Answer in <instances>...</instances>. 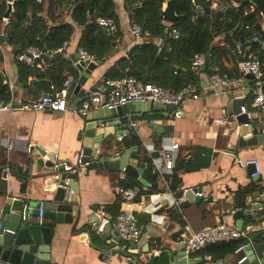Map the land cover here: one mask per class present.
I'll return each mask as SVG.
<instances>
[{"label": "crops", "instance_id": "crops-1", "mask_svg": "<svg viewBox=\"0 0 264 264\" xmlns=\"http://www.w3.org/2000/svg\"><path fill=\"white\" fill-rule=\"evenodd\" d=\"M114 1L118 32L117 34L109 32L112 36L117 35L119 41L116 42L113 38L112 48L103 58V63L89 76L84 89L96 85L104 90L105 72L117 59L125 56L134 45L129 31L130 12L125 5V0ZM196 8L195 5V10ZM30 15L33 16L34 11H31ZM40 15L46 18L48 25L71 21L68 7L64 9L60 18L51 20L48 18L45 4L42 13H37V16ZM6 23L3 17L0 26V34L4 37V41L0 43L3 55L0 73L8 84L14 102L18 103L37 95L40 96L52 87L55 89L54 82L58 83L64 75L65 78L68 75L78 78L80 71L70 56L78 53L81 27L74 25V31L66 40L67 44L61 52L54 53V55L49 54L51 56L49 61L44 56V67L39 68L45 72L42 77L37 73H31L25 80L20 78V64L23 62L20 63L21 61L16 58L18 47L7 44L5 41L3 27ZM164 24L169 26L171 23L165 22ZM262 29L264 30V21ZM243 41L249 42L244 38ZM263 41L264 39L259 42L261 49H263ZM214 42L222 45L224 36H217ZM251 45L245 46L241 52L242 42L239 38L237 51L240 57L253 53ZM235 64L236 57L231 55L222 59L220 68L233 71ZM29 68L35 67L29 66ZM207 75L200 73V96L184 101L180 107L179 117L172 116L171 110H166L132 113L122 119L121 128L126 127L124 133L120 134L122 135L121 140H118L117 134L111 135L115 145L111 154L115 153L118 148L137 146L136 150L131 151L130 157L144 169L143 178L146 182H141L122 170L105 169L92 166V164L82 169L77 178L78 190L75 204L78 215L72 219L71 223L54 225L51 241L53 264H136L129 262V257L122 255H101L90 245V239L96 240L92 221L101 219L103 216L101 212L112 218L114 211L112 207L116 203L119 204V210L128 205L135 210L141 234H147L148 225L154 227L155 232L160 230V236H156V233L155 236L148 235L137 247L139 251L145 247H149L153 253L162 251L155 260L156 264L168 262L166 251L171 253L174 261L182 259L180 256L184 247L182 232L202 231L220 222L233 224H239L241 221L247 222L246 216L243 219L233 218V212L239 209L235 201L236 192L252 181H259V184L264 186V142L245 146L240 144L234 115L228 114L226 107L230 98L240 90L215 89L209 85ZM30 80L33 81L29 83ZM40 83H48L49 88L46 84L41 85ZM251 85V77L245 76L242 90L249 91ZM250 99L249 92L245 101L248 107ZM78 105L74 108L67 105L65 111L47 109L0 111V166H2L0 191H3L0 193V205L7 197L20 198L26 205L34 207L40 202H43L46 207L52 200L53 193L58 186L59 171H55L53 166L46 164V156L41 155L34 146L37 145L46 152L54 153L55 160L58 162H76L80 156L81 140L86 123V120L76 112ZM249 111L255 119L264 122V118L261 117L264 110L250 108ZM222 118L224 120L220 121ZM129 125L136 131L135 135L127 129ZM262 131L264 132V129ZM262 131L255 130L254 133ZM130 135L138 137L140 143H129ZM171 141L179 143L173 189L170 187V179L166 178V175L172 171L164 173L163 180L158 182L148 176V162L146 161V157L168 146ZM8 146L10 151H7ZM252 160H256L260 168V174L257 177L252 175L254 171ZM152 170L157 171L155 166ZM116 185H138L140 191L133 199L123 204L115 191ZM189 188H197L202 198L195 201L197 196L193 194L190 201L187 198L188 195L178 194V191ZM252 203L261 205L262 214L256 218L250 216L255 221H248L243 227L252 225L256 233H264V191L255 190L246 193V207L251 206ZM46 222L53 224L49 220ZM104 232L111 236L118 235L111 222L106 225ZM260 239L264 240V236L258 240ZM204 255L208 254L203 250L192 254L187 258L188 263L186 264H207V260L203 258ZM199 258H203L202 263L193 260ZM223 258H216V261H221ZM231 264H237L234 254Z\"/></svg>", "mask_w": 264, "mask_h": 264}, {"label": "trees", "instance_id": "trees-1", "mask_svg": "<svg viewBox=\"0 0 264 264\" xmlns=\"http://www.w3.org/2000/svg\"><path fill=\"white\" fill-rule=\"evenodd\" d=\"M196 10L188 4H181L177 8L179 19L172 25L162 22L161 9L165 0H125V5L130 12V17L141 27L148 29L150 38L144 42L134 44L129 52L117 59L105 72L104 77L115 78L123 75H133L143 81H150L173 90H179L188 83L200 84V73L210 74L215 67L221 72L229 75H238L237 62L241 59L238 50L239 35L242 30L244 39L251 41L253 34L258 32L259 41L264 39L262 22L264 21V0H221L213 5V0H194ZM45 4L47 5L48 18L51 20L60 18L65 8H69L71 21H62L48 25L42 13ZM254 9L246 10L250 5ZM116 4L114 0H13V11L8 22L3 27L5 41L7 44L18 47L16 53L21 52L25 47L34 45L43 51L49 48H57L70 38L74 31V25L81 27L79 47L93 54L97 60H102L112 48L113 35L109 37L103 27L96 23L98 17H112L117 19ZM7 7L6 0H0V26ZM34 11L31 16L30 12ZM176 28L179 32L177 38L171 36V29ZM219 35L224 36L222 45L214 42ZM162 40L159 50L158 42ZM252 54L261 58L264 68V50L258 44L251 45ZM199 52L206 54L209 58V65L205 71L195 72L190 68L191 57ZM54 55V54H53ZM236 57V64L233 71L222 70L221 61L224 57ZM47 61L49 54L44 55ZM247 56V55H246ZM245 56V57H246ZM3 55L0 49V63ZM22 63V62H20ZM21 65V79L27 80L31 73H37L42 77L44 71L39 68H29L25 63ZM65 75L58 83L54 82L55 89L62 87ZM46 82V81H45ZM49 88L48 83H40ZM11 91L5 78L0 74V99L9 100ZM39 95L34 96L37 98ZM24 101V100H23ZM140 143L138 137L130 135L129 143ZM152 153L146 157L148 162V176L156 179L157 171H153L151 164ZM176 163V162H175ZM0 166V175H1ZM175 165L170 174V187L174 188ZM122 183V181H120ZM264 191V186L259 181H252L238 189L236 192V206L245 208V195L248 192ZM3 193V191H0ZM113 216L119 211V204L112 207ZM246 220L255 221L250 216ZM258 222V221H256ZM256 233V232H255ZM253 233L254 240L256 234ZM248 240L245 238L219 242L209 245L203 249L204 253L215 258H223L227 253H234V250Z\"/></svg>", "mask_w": 264, "mask_h": 264}, {"label": "water", "instance_id": "water-1", "mask_svg": "<svg viewBox=\"0 0 264 264\" xmlns=\"http://www.w3.org/2000/svg\"><path fill=\"white\" fill-rule=\"evenodd\" d=\"M12 1L7 0V7L3 17L7 18L12 10ZM181 4H188L195 10L194 0H165L164 6L161 9V17L165 22L173 23L179 19L177 8ZM103 30L112 37L109 30L103 27ZM240 41L242 42L241 52L245 46L249 44H258L260 41L251 40L244 42L242 30L238 31ZM4 41V37L0 34V43ZM162 46V40L158 43L159 49ZM264 49V41L262 42ZM70 58L74 61L75 66L80 71L76 82L70 84L67 89V105L74 108L79 104L80 99L84 96V86L88 82L92 72L103 63L104 59L96 62H87L79 57L78 53L71 55ZM209 58H206L203 71L209 65ZM14 69L16 66L14 65ZM1 74V73H0ZM247 77H251L247 75ZM33 80H30L32 82ZM228 89V88H227ZM73 94V95H71ZM244 98L231 97L226 104L227 113L234 115V119L238 126L240 144L253 145L264 142V122L255 119L250 113L242 112V106L245 105ZM175 107L172 104H163L159 101L132 102L117 107H100L93 109L83 118L86 120L83 138L81 140L80 155L83 161H92V166L103 167L105 169L122 170L124 173L130 174L141 182H146L143 178L144 169L138 166L133 158L130 157L131 151L136 150L137 146L129 148H118L115 153L111 154L115 149V145L111 139L113 133L120 135L124 133L125 127L121 128L122 119L127 118L132 113L144 112H163L173 110ZM264 118V112L261 115ZM127 129L136 134L132 126ZM255 130L262 131L254 133ZM35 149L41 155L46 156V164L53 166L55 155L52 152H46L39 146L35 145ZM55 171H58L55 169ZM80 172L61 171L58 175V186L56 187L52 200L49 201L46 207L43 208L42 219H38V207L26 205L24 200L20 198L7 197L0 205V264H53L51 259V241L54 232V225L60 223H71L74 217L78 215L76 206L77 202V178ZM66 180V181H64ZM197 191L196 188L185 189L178 191V194L188 195V200ZM202 196L195 197V201H199ZM259 203H252L251 206L236 209L233 212V218L243 219L245 216L256 218L262 214V208ZM52 221L49 224L46 221ZM244 222L236 224L242 228ZM107 225V224H106ZM106 227V226H105ZM93 232L96 234V240L90 239V245L99 251L101 255H122L129 257L132 263L136 264H156L155 260L161 255L162 251L153 253L149 247L143 250H137L143 238L150 236H160V230H156L151 225L147 226V234H141L140 240L136 242L133 239L125 240L121 235L111 236L109 233L98 231L94 225ZM256 238L264 236V233H255ZM254 240L250 236V242L242 246V249L237 253H227L223 260L216 261L214 256L209 257L207 264H231L233 254L236 261L239 257L245 256V259L239 264H264V240ZM121 244V246H119ZM168 254V262L166 264H186L187 259L173 260L171 253ZM200 263L203 258L193 259ZM165 264V263H160ZM206 264V263H203Z\"/></svg>", "mask_w": 264, "mask_h": 264}, {"label": "built area", "instance_id": "built-area-1", "mask_svg": "<svg viewBox=\"0 0 264 264\" xmlns=\"http://www.w3.org/2000/svg\"><path fill=\"white\" fill-rule=\"evenodd\" d=\"M219 2H221V0H213V5H216ZM253 9L254 6L251 4L246 11L250 12ZM12 11L13 9L11 10L10 15ZM10 15L7 18H4L6 22H8ZM128 20L129 31L134 44L144 42L150 38V32L148 29L141 27L131 17H129ZM162 22L165 23L163 19ZM96 23L101 27L107 28L113 34H117L118 32V24L112 17H98ZM170 25H172V23ZM178 34L179 32L176 28L171 29V36L173 38H177ZM259 37V33L255 32L252 40L259 41ZM114 40L118 42L119 37L115 35ZM66 44L67 42L65 41L60 47L45 51L29 45L25 47L24 50L17 53L16 58L28 66L42 68L44 67V55L61 52ZM78 54L81 59H84L87 62L97 61L93 54L81 47L78 49ZM206 58L207 56L203 52L194 54L190 59V68L195 72H202ZM237 71L238 75H229L226 72H221L218 67H215L213 72L207 75V81L209 85L215 89L228 88L231 90H240L239 93L234 95L235 98H244L247 100L248 93L250 92L251 99L249 101V107L243 105L242 112L249 113L250 108L264 110V68H262L261 58L256 54L241 57L237 62ZM247 75L251 76L252 85L249 91L244 92L242 90L243 82ZM76 80L77 79L73 75H68L64 79L60 89L57 90L52 87L37 98H31L18 103L13 101L12 95L9 100L0 99V111H11L14 109L25 111H39L46 109L51 111H65L67 109V89L70 84L76 82ZM103 85L105 87L104 90H101V88L96 85H91L84 89V96L80 99V103L76 108V112L81 117L86 116L89 111L100 107L111 108L132 102L146 101H159L163 104H172L175 108L171 110V115L179 117L182 103L188 99H195L200 96V87L198 84L188 83L182 86L179 90H173L150 81H143L133 75H123L115 78L105 77L103 79ZM223 120V118L220 119V121ZM121 139L122 135H118V140ZM178 149L179 143L171 141L168 146L159 149L157 155L152 157L151 163L157 169L156 180L158 182L163 180L164 173H170L174 168ZM7 151H10L9 146L7 147ZM251 162L254 164L252 175L257 177L260 174L258 162L256 160H252ZM91 163V160L83 161L80 155L76 162L73 163L69 161L58 162L54 159L53 167L57 169L59 173L61 171L80 172ZM5 169H7V167H5ZM115 191L121 198L123 204H126L139 193L140 186L116 185ZM194 194L195 196H202L199 191H196ZM43 208V202H40L37 216L39 220L42 219ZM101 214H103L101 219L94 220L91 223L93 226H97L98 231H103L106 224L111 222L116 233L121 235L124 239H133L136 241L140 238L141 229L138 225V218L135 210L129 205L122 207L112 218L108 217L104 212H101ZM254 232L255 229L252 225L240 228L236 224L229 222H220L198 232H182L181 238L184 242L182 258L187 259L190 255L196 254L205 247L219 242L241 238H245L250 242V236ZM243 245L238 246L234 250V253L239 252ZM209 257V255L203 256L206 260H208ZM244 259L245 256L239 257L237 264L241 263Z\"/></svg>", "mask_w": 264, "mask_h": 264}]
</instances>
